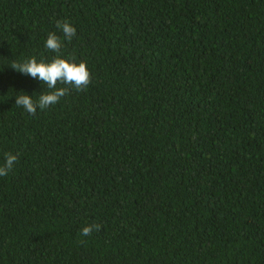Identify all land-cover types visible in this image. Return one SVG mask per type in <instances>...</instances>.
Returning a JSON list of instances; mask_svg holds the SVG:
<instances>
[{
  "label": "trees",
  "instance_id": "1",
  "mask_svg": "<svg viewBox=\"0 0 264 264\" xmlns=\"http://www.w3.org/2000/svg\"><path fill=\"white\" fill-rule=\"evenodd\" d=\"M57 56L90 83L28 114ZM9 154L0 264H264V0H0Z\"/></svg>",
  "mask_w": 264,
  "mask_h": 264
},
{
  "label": "clouds",
  "instance_id": "2",
  "mask_svg": "<svg viewBox=\"0 0 264 264\" xmlns=\"http://www.w3.org/2000/svg\"><path fill=\"white\" fill-rule=\"evenodd\" d=\"M58 27L62 29L64 37L69 41L76 35L75 27L69 23L58 25ZM61 47L60 38L50 33L45 41V48L59 53ZM12 68L22 75L41 82L42 85H46L51 90L48 92L41 91L36 99L33 98V94L30 95L23 90L22 92L19 91L21 94L15 96V104L28 114H35L37 110H44L59 102L68 89L57 88L58 82L82 90L89 85L91 80V74L85 62H77L74 59H66L60 56L49 61L30 58ZM16 160L15 155H7L5 163L0 166V177L8 174ZM96 228L98 225L87 226L82 229V235H88Z\"/></svg>",
  "mask_w": 264,
  "mask_h": 264
}]
</instances>
